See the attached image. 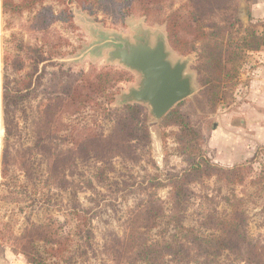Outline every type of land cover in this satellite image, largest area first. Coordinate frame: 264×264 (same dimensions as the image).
<instances>
[{
	"label": "rangeland",
	"instance_id": "374dc122",
	"mask_svg": "<svg viewBox=\"0 0 264 264\" xmlns=\"http://www.w3.org/2000/svg\"><path fill=\"white\" fill-rule=\"evenodd\" d=\"M187 2L162 0L149 15L136 4L121 17L115 7L106 9L98 5L90 13L75 2L57 0H46L22 13H6L0 0V264H38L37 261L43 260L46 264H128L139 234L144 232L136 217L151 192L161 199L164 216L148 233L149 241H161L174 232L168 224L172 210L168 176L181 173L189 165L179 150V126H165L147 104L144 105L151 133L150 152L140 150L138 161L114 157L104 184L92 188L86 185L85 180L96 171L97 161L84 154H76L74 165L62 166L67 181L72 182L55 184L48 177L53 144L47 142L41 150L37 146L44 136L48 141L49 121L53 119L55 126L65 123L62 134L77 135L88 127L111 132L113 121L104 119L103 112L92 104L53 116L61 103L59 80L62 77L65 81L75 80L82 73L103 68L126 70L129 80L117 85L116 98L111 104L112 110H121L129 103L126 98L130 91L140 87L142 74L113 59L110 53L119 42L116 37L136 42L147 34L152 43L165 38L173 63L187 61L185 73L192 77L194 90L181 108L201 133L196 143L202 155L223 167L241 166L245 175L238 184L205 178L190 185L194 194L184 224L195 227L204 236L224 233L221 220L230 213V204L239 199L247 216L249 238L264 240V47L247 55L232 97L211 110L197 72L199 51L182 54L168 38L165 17L176 9L187 11ZM234 3L243 27L264 23V0ZM66 8L70 22L61 17ZM214 17L219 19L218 15ZM185 29L188 32L180 30L178 35L193 38V29ZM26 44L41 49L44 60L39 64L38 74L42 78L32 94L10 114L13 122L9 138L10 172L4 176L2 159L7 142L4 83L7 79L23 78L33 69V52L22 50ZM19 59L23 65L21 71L17 70ZM133 102L136 101L130 103ZM25 160L30 163L29 172ZM158 181L163 185L155 186ZM75 204L81 210H89V228L93 231L90 242L77 233ZM55 235L70 236L65 257L70 256L71 262L51 254L52 239L59 238L52 237ZM220 262L246 264L228 250ZM165 264L171 263L168 260Z\"/></svg>",
	"mask_w": 264,
	"mask_h": 264
},
{
	"label": "trees",
	"instance_id": "16d2710c",
	"mask_svg": "<svg viewBox=\"0 0 264 264\" xmlns=\"http://www.w3.org/2000/svg\"><path fill=\"white\" fill-rule=\"evenodd\" d=\"M46 0H2V8L6 13H22L34 9ZM62 3H77L83 10L95 12L96 6L106 9L115 7L118 14L124 17L127 12L139 4L144 13L150 14L158 7L162 0H57ZM235 0H188L185 4L189 9L183 11L176 9L170 12L165 21L168 29V38L172 46L182 54L199 51L197 72L204 87L206 102L211 110H216L221 102L232 97L238 82L241 67L250 52L258 51L264 47V23H251L243 27L237 17ZM68 8L61 13L62 19L71 21ZM218 15L219 19L214 16ZM207 20V21H205ZM193 29V38L179 36L180 30ZM188 32V31H186ZM199 43V45H198ZM199 46V47H198ZM23 48L33 52V69L25 77L16 80L7 79L4 83L3 111L7 133V142L4 147L2 159V174L7 176L10 172L11 157L10 135L13 133V122L9 119L11 112L15 111L20 103L33 92L37 81L42 78L39 64L44 60L40 48L25 45ZM22 61L17 62V70L22 69ZM44 71V70H43ZM64 73H62L63 75ZM37 75V76H36ZM36 76V78H35ZM126 70L103 68L91 73H82L79 78L65 81L59 80L62 96L60 107L53 116L61 114L71 108L79 110L92 104L103 112L104 119L113 121L111 132L88 127L79 130L77 135L73 132L62 134L65 123L55 126V119L51 122L49 139L42 137L38 149L47 142L53 144L51 162H49L48 177L58 185H67V176L62 166L74 165L76 154L89 155L96 159V171L85 180L89 188L96 184H104L108 180L110 161L121 156L133 161L140 159L142 152H150L151 133L148 123V113L144 104L140 102L127 103L119 111H114L111 104L115 101L114 90L120 82L128 81ZM185 99L175 105L163 118L165 126L177 125L179 131L177 138L180 141L179 150L185 155L189 165L181 173L169 175L171 186L172 210L168 224L174 228L169 238L150 242L148 233L158 226L160 218L164 216V208L157 193L151 192L145 200V205L136 217L137 223L144 228L140 232L138 243L128 264H226L220 262L224 251L228 250L239 257L246 264H264V240L254 241L247 233V216L240 200L232 202L231 210L221 223L224 233L204 236L195 227L184 224L188 203L194 194L190 185L203 181L205 178H216L218 181L229 184L242 183L245 179L243 168L220 166L211 159L202 155L196 140L201 136L194 126L191 118L184 113L182 105ZM60 112V114H59ZM48 118V117H47ZM60 125V126H59ZM54 126V127H53ZM61 133V134H60ZM58 140L63 143L60 144ZM26 163V172L30 170V163ZM56 165L62 168L57 170ZM60 168V167H59ZM155 186H162L158 181ZM75 204L73 212L77 220V233L85 237L87 242L92 239L93 231L89 228V210L80 209ZM43 226H37V228ZM52 239L50 252L53 256L64 258L71 262L72 258L65 257L68 250L70 236L55 235ZM146 236V237H145ZM67 246V247H66ZM169 257V259H167ZM38 264H46L37 261Z\"/></svg>",
	"mask_w": 264,
	"mask_h": 264
},
{
	"label": "water",
	"instance_id": "95a60500",
	"mask_svg": "<svg viewBox=\"0 0 264 264\" xmlns=\"http://www.w3.org/2000/svg\"><path fill=\"white\" fill-rule=\"evenodd\" d=\"M119 41L110 53L125 66L142 74L139 88H134L127 100L147 104L156 119H162L175 105L193 93L192 77L185 73L187 61L170 59L165 38L152 43L147 34L143 39L131 42L128 38L116 37Z\"/></svg>",
	"mask_w": 264,
	"mask_h": 264
}]
</instances>
